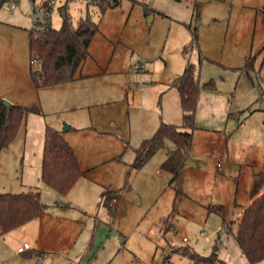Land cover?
<instances>
[{
	"label": "rangeland",
	"instance_id": "rangeland-1",
	"mask_svg": "<svg viewBox=\"0 0 264 264\" xmlns=\"http://www.w3.org/2000/svg\"><path fill=\"white\" fill-rule=\"evenodd\" d=\"M45 1L35 0V6L32 0L0 3V48L4 50H0V98L13 105L37 104L43 112V115L29 114L26 132L23 126L15 140L0 153V193L17 192L23 180L36 181L43 146L42 129L46 125L57 126L61 132L69 124L83 128L91 126L90 122L97 124L99 119L104 120L107 113H112L109 110L114 109L115 116L124 124L128 146L120 153L119 167L113 162L100 161L103 163L95 168L93 177L118 192L119 209L111 215L95 197L88 214L71 207L62 211L57 205L67 203L64 195L43 186L49 194L42 193V202L51 206L50 214L64 220L57 231L58 237L65 240L61 249L67 252L63 256H51L48 264H168L167 261L189 264L186 258L182 263L184 258L175 254L179 249H171L168 244L172 241L180 245L182 237L192 241L189 249L194 253L210 255L214 245L210 233L215 224L198 211L194 202L181 196L176 204V234L170 238L159 234V221L171 209L175 192L167 184L168 174L162 177L155 174L150 162H155L165 151H158L154 161L146 162L134 172L130 170L135 158L132 146L139 140L138 118L144 115L141 105L153 104L157 109L163 105L171 107L173 103L175 106L178 93L169 84L190 63L200 85L208 81L214 85V121H229V146L236 141V151L241 157L253 150V145L261 139L260 130H264V0H120L119 5L103 14L96 5L70 0L73 24L86 14L98 23V33L78 75L99 74L92 84L109 91L105 98L113 100L121 93L122 99L110 106L88 108L87 104L72 101L67 110L58 102L62 97L56 96V102L53 101L50 91L56 86L35 89L29 77L27 32L37 21L46 23L41 7ZM52 2L49 23L58 29L62 21L58 8L64 0ZM12 4L16 9H11ZM2 22L6 24L1 25ZM206 108L200 112L203 124L210 119ZM219 109H226L225 118L223 115L220 118ZM72 135L76 136L67 137L78 155L85 145H90L95 158L101 160L119 148L116 141L100 136L86 143L84 136L92 133L85 129ZM142 171L148 172L145 180ZM213 218L219 221L218 217ZM203 231L206 238L200 236ZM26 241L30 248L33 238ZM218 254L219 259L230 264H249L228 229ZM165 255H169L167 260Z\"/></svg>",
	"mask_w": 264,
	"mask_h": 264
},
{
	"label": "crops",
	"instance_id": "crops-1",
	"mask_svg": "<svg viewBox=\"0 0 264 264\" xmlns=\"http://www.w3.org/2000/svg\"><path fill=\"white\" fill-rule=\"evenodd\" d=\"M2 1L3 0H0V3H2ZM47 1L48 0H46L45 2ZM32 2L35 6V0H32ZM48 2H52V0ZM43 4L44 2L41 4V7L44 11ZM14 9H16V5ZM49 15L50 11L46 18L49 19ZM3 24H6V22H2L1 25ZM0 50L2 49L0 48ZM79 76L80 77L78 78V80L66 83L64 85H56V88H54L55 90L50 89V92H52L54 95L53 101L56 102V96L62 97L60 101L58 99V102L63 103L66 106L65 108L67 110L68 105L72 104V101H75L79 104H87L85 105V107L88 108L91 106L98 107L101 104L110 106L111 104L120 100L121 93L118 94L117 97L114 96L113 100L110 97L105 98L104 95H106V92L109 91H106L105 88L103 89L98 86L96 87L94 84H92L93 81H97L99 74H80ZM51 87L53 88L55 86ZM128 87L131 88L130 85ZM127 89L128 88L125 89V93ZM136 91L138 93V90ZM203 91L200 94L199 101L197 104L198 107L195 115L197 129L193 130L192 132V142L191 147L188 151L189 153L184 159L183 167L179 172L175 182L173 184H169L171 175L167 171L161 169V164L167 158L168 152L173 150L174 148L170 142H166L165 147L161 149L165 151L164 154L161 155V157L156 158L155 162H150L154 161L153 159L157 155L156 152V154L149 160V162L151 163V167L155 169V174L157 173V175L159 174L161 177L164 174H168L169 179L167 184L169 188H171V190L175 192V200H173L174 202L172 206H170L171 209H169V211L166 212L163 218L159 221V234L162 237L164 236L168 238H170L171 235L174 236L176 234L177 230H175L174 227V220L177 215L176 204L177 197L181 196L185 200H190L194 202L198 208V211H202L204 216L206 214L208 220L210 218L213 221L215 225L212 227L213 230L210 235L213 237V246H219L220 244H222V241L225 236L226 224L233 223L230 226L231 232L233 234V232H235L236 230L235 222L240 218L243 208L251 203L249 192L254 183V175L256 173L264 172V130H260L261 139L258 143L253 145V150L247 152L244 157H241L240 152L236 151V141H234L232 146H229V142H231V134L228 132L230 130V128L228 127L229 121L227 122L226 119H224L226 120L225 122H220V120H217L216 122L214 121V113H216V111H214L213 105L214 90ZM15 104L20 105L19 103ZM31 104V106L37 105H34L33 103ZM21 105L27 106L25 104ZM37 106L39 107L40 111V106ZM205 106H207L206 109L210 114V119L206 122V124H203L200 121V112L205 108ZM141 108L144 115H140V117L138 118V123L141 124L138 131L139 140L136 146H132L133 153L134 149L137 148L142 143V141H144L148 137H151L155 133L161 123H166L174 126L182 125V111L181 106L179 105V94L178 102L175 101V106L173 103L171 107L163 105L161 108L157 109L156 105L147 104L144 106L141 105ZM109 111H111L113 114L107 113L104 120L99 119L98 121H96L98 125L90 122L91 126H83V128H80L78 126L69 124V128L62 132L61 129H59L57 126L51 127L46 125L44 129L41 128L42 141L46 127L54 128L61 133L63 139L70 144L74 152V156H76L80 170L84 172V176L72 186L69 193L63 196L65 197L64 199L67 203H62L64 205H57V207L61 208L62 211H66L71 207L78 209L84 214H88L89 212H91L93 205L95 204V197H98L100 201L101 193L104 190H108L114 193V195L116 196L115 199L112 200L114 203L112 204L111 202L113 214L114 212H116V209H119L118 192L115 191L109 185L108 188L104 185V183H98L93 177V175L95 174V168L100 166L101 163H103L100 161L113 162V164L116 163L114 166L119 167L121 163L120 153L122 152L123 148H126L128 146L129 139H127L126 137L127 135L124 131V124H122V119L117 118V116H115L114 109ZM119 111H123L122 108H119ZM219 113L220 118L222 115L225 118L226 109H224V111H221V109H219ZM39 114L43 115V112L40 111ZM26 121L27 118L25 120L24 127L26 125ZM178 121L180 123H178ZM84 129L92 133V136H84L86 143H90L91 140L94 139V137L96 136H100V138L106 137L118 143V151L113 152L114 154H112V156L106 155L103 156L101 160H97V158H95L96 153L90 150V145H85L84 149H81L83 151H79L78 155V153L76 152V148L73 145V142L69 140L68 137L73 139L76 135L72 134L83 132ZM25 132L26 127L24 133ZM167 143H170L171 146L169 147ZM43 144L44 141L42 145ZM39 157L41 158L38 164L37 172L39 174L38 178H36V181L31 182L28 179L25 181L23 180L17 192L8 191L6 193L0 194H20L29 190H36L39 192L41 203L47 205L48 209L36 220L28 222L24 224V226L14 229L5 236L0 237V264H34V258H36V256L41 255H44V257L42 256L41 261L38 262V264H48L51 256H63L67 254L66 251L61 249L63 247L62 242H65V240L63 241L58 237L59 233L57 231V227L60 225V222L64 220L61 216L50 214L51 206L47 203L42 202L41 200L42 193L46 195L49 194V192L46 191V189L43 187L45 185H43L40 181L42 151ZM218 162L221 165V169H218V167H216ZM132 171L136 172L137 170L132 169ZM144 172L146 171H142L140 174L144 176L145 180L146 176L148 178V172ZM134 174L136 173H133V175ZM176 194H178V196H176ZM167 199L168 201H171L169 195H167ZM100 204L102 205L101 201ZM174 205V216H171V211ZM218 207L223 210L224 219L221 217L220 213H218ZM103 208L109 214H111L104 206ZM213 217H218L219 221L217 222L216 218ZM20 236H22V239L20 238ZM200 236H202L201 238L207 237L204 231L201 232ZM29 237L33 238V245H30V248L25 250V252L19 253L17 249L27 243L26 240ZM171 242L172 241H169L168 244L170 245ZM191 242L192 241L188 239L186 243H183L181 241L179 248H190L189 244ZM168 257L169 255H165L164 260ZM218 257H220L219 254ZM183 258L184 259H181V262L185 263V257ZM187 261L189 262V260ZM50 262L52 263L53 260H51ZM167 263L171 264L168 261Z\"/></svg>",
	"mask_w": 264,
	"mask_h": 264
},
{
	"label": "trees",
	"instance_id": "trees-1",
	"mask_svg": "<svg viewBox=\"0 0 264 264\" xmlns=\"http://www.w3.org/2000/svg\"><path fill=\"white\" fill-rule=\"evenodd\" d=\"M69 1L64 0V4L58 8L62 20L58 29L52 27L47 18L46 23L36 22L27 32L29 77L35 89L64 85L78 80L80 77L78 71L89 56V46L98 33V23L89 14L73 24L69 14ZM47 2L43 4L44 12L51 11L52 5H48ZM119 2L120 0H99L93 6L96 5L102 14L110 7L117 6ZM262 11L264 13V7ZM170 86L179 94L182 125L161 123L151 137L146 138L134 149L135 158L130 167L139 170L156 152L165 147L166 142H170L174 148L168 152L161 169L171 175L169 184H173L189 153L192 132L197 129L195 115L200 94L203 90L212 91L214 85L212 81L200 85L198 76L195 75V67L189 63ZM39 113L37 105L4 106L0 98V153L21 132L26 117ZM43 141L40 181L59 194L66 195L84 176V172L80 170L70 144L63 139L59 131L46 127ZM253 181L249 192L251 203L243 208L240 218L235 222L236 230L233 232L235 242L249 264L264 262V172L256 173ZM115 197L114 193L108 190L101 193L100 201L111 214H113L111 202ZM47 209L48 206L41 203L39 192L36 190L20 194H0V237L36 220ZM217 211L224 219L223 210L218 207ZM174 212L175 205L171 216H174ZM231 224L233 223L225 226L229 231ZM218 250L219 246L215 245L210 255L201 256L188 247H182L175 253L189 260V264H229L219 259Z\"/></svg>",
	"mask_w": 264,
	"mask_h": 264
},
{
	"label": "built area",
	"instance_id": "built-area-1",
	"mask_svg": "<svg viewBox=\"0 0 264 264\" xmlns=\"http://www.w3.org/2000/svg\"><path fill=\"white\" fill-rule=\"evenodd\" d=\"M80 1H84V2L89 3V4H91V5H94V3L99 2V0H80ZM52 3H53V2H48V5H52ZM11 8L14 9V8H15V4H12ZM48 14H49V12H45V18L48 16ZM216 167H218V169H221V165H220L219 162L217 163ZM112 204H113V203H112ZM181 241H182L183 243H186V242H187V238L183 237V238L181 239ZM170 245H171L172 249H179V245H176V244L173 243V242H171ZM27 249H29V245H28L27 243H25L24 245H22V246H21L20 248H18L17 250H18L19 253H23V252H25V250H27ZM41 258H42V255H41V256H38L37 259L35 260L34 264H38V261L41 260Z\"/></svg>",
	"mask_w": 264,
	"mask_h": 264
},
{
	"label": "water",
	"instance_id": "water-1",
	"mask_svg": "<svg viewBox=\"0 0 264 264\" xmlns=\"http://www.w3.org/2000/svg\"><path fill=\"white\" fill-rule=\"evenodd\" d=\"M3 105L5 106H9L10 104L7 102V101H5V102H3ZM69 128V126L68 127H66V128H64V130H66V129H68Z\"/></svg>",
	"mask_w": 264,
	"mask_h": 264
}]
</instances>
